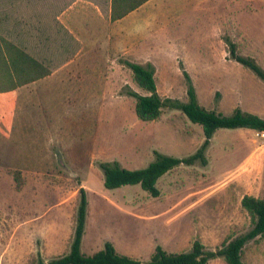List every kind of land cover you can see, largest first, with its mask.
<instances>
[{"label":"rangeland","instance_id":"rangeland-1","mask_svg":"<svg viewBox=\"0 0 264 264\" xmlns=\"http://www.w3.org/2000/svg\"><path fill=\"white\" fill-rule=\"evenodd\" d=\"M77 2L78 10L67 14L104 34L107 0H0V33L55 73L50 83L2 97L13 104H0V264L48 263L69 254L82 189L86 256L111 243L118 254L149 263L158 246L168 254L190 252L200 240L206 251H217L248 234L253 226L241 201L264 198V134L219 130L206 151L208 165L198 161L168 173L157 184L158 198L140 185L107 189L100 165L144 169L157 154L192 156L205 140L202 127L178 110L140 121L128 93L146 92L125 61L152 65L162 97L188 102V74L207 111L231 116L241 109L264 119V81L234 60L227 44L264 71V0L208 1L200 22L184 21L179 35L149 39L141 50H82L60 20ZM61 78L86 95L63 101L52 83ZM242 262L264 264V239L246 244Z\"/></svg>","mask_w":264,"mask_h":264},{"label":"trees","instance_id":"trees-1","mask_svg":"<svg viewBox=\"0 0 264 264\" xmlns=\"http://www.w3.org/2000/svg\"><path fill=\"white\" fill-rule=\"evenodd\" d=\"M151 0H107L110 5V21H119L132 12L141 8ZM229 51L234 60L251 69L264 81V71L251 58L240 56L236 45L227 41ZM133 73L137 86L146 92L141 95L129 91L128 95L136 100L135 111L142 122H155L161 119L165 109L182 112L193 124L203 129L205 140L196 154L186 158H175L157 154V160L147 168L129 170L118 162L102 163L104 185L107 189H120L124 186L140 185L142 189L154 198L161 195L157 184L166 174L180 166H194L198 161L206 166L208 160L206 151L212 144L216 133L221 129H249L264 133V119L251 113L236 109L231 116H225L214 111L202 108L197 99L195 88L188 74L189 82L188 102L184 103L162 97L158 92L155 69L152 65L144 66L129 61L123 62ZM52 75V68L44 65L19 46L9 41L0 33V93H9L19 90L39 80ZM17 181L19 176L16 177ZM86 190H81L82 203L79 210V220L76 235L69 254L54 259L48 263L39 261V264H208L212 259L223 258L227 264H243L242 255L246 244L256 239H264V198L245 195L242 198V209L247 213L252 224V230L245 236L227 240L221 249L206 251V246L196 240L190 252L168 254L161 246L155 248V253L149 263H143L134 258L120 255L111 243H107L104 250L86 256L82 253L81 245L84 235L87 202Z\"/></svg>","mask_w":264,"mask_h":264},{"label":"crops","instance_id":"crops-1","mask_svg":"<svg viewBox=\"0 0 264 264\" xmlns=\"http://www.w3.org/2000/svg\"><path fill=\"white\" fill-rule=\"evenodd\" d=\"M208 1L211 2L212 0H151L145 5H142L138 10L114 23L110 21V5H108L109 22L106 21L108 26L104 34H99L95 30L92 21L84 20V22H81L74 19L75 14H67V12L78 10L76 9L78 2L64 12L60 20L65 26V30L69 32V35L83 44L82 50H141L147 47L146 43L151 39H156L166 34L169 38H171L170 34L172 36L179 35L183 31L184 26L181 24L184 21L191 19L200 22L205 17V14L201 15V12L203 11L204 13L205 11L202 10V7ZM95 9L99 11L98 6ZM191 14L193 15L190 16ZM94 16H96V13ZM126 40H129V42L133 41L134 43L126 47ZM71 65L72 61L65 64L59 71L63 72L66 67L71 68ZM54 75L55 73L52 76ZM50 77L39 80L37 83H50ZM52 83L55 84V88H60L58 90L60 92L57 91L56 93H59L60 97L63 96L64 98L61 99L66 102H72L78 99L85 92L78 83L74 84L75 82H72V80L61 78L57 81L53 80ZM16 91L0 93V100L3 101L0 104H4L2 108L12 107L13 99L9 100L10 98L2 97L13 95ZM84 94L86 95V93Z\"/></svg>","mask_w":264,"mask_h":264},{"label":"built area","instance_id":"built-area-1","mask_svg":"<svg viewBox=\"0 0 264 264\" xmlns=\"http://www.w3.org/2000/svg\"><path fill=\"white\" fill-rule=\"evenodd\" d=\"M260 134H264V133H260Z\"/></svg>","mask_w":264,"mask_h":264}]
</instances>
